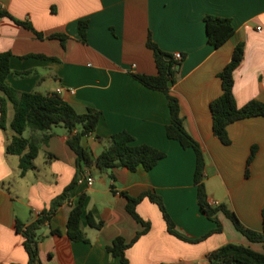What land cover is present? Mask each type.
<instances>
[{"label":"crops","instance_id":"1","mask_svg":"<svg viewBox=\"0 0 264 264\" xmlns=\"http://www.w3.org/2000/svg\"><path fill=\"white\" fill-rule=\"evenodd\" d=\"M0 10L30 22L44 36L38 38L10 17L0 16V52H11V69L35 70L25 77L8 74L7 85L17 91L57 92L78 112L87 107L99 110L95 132L82 139L93 157L105 148L108 137L119 131L129 132L133 144L151 145L165 153L150 170L142 166L135 171L84 167L69 200L58 205L39 230L42 263L121 264L106 246L116 236L130 241L142 226L127 212L126 198L120 191L131 196L145 190L158 193L176 233L187 239L169 233L158 206L144 198L136 209L150 228L126 249L129 264H211L208 253L227 243L264 253V242L250 241L222 212L216 215L220 232L191 241L216 227L197 201L195 153L166 136L169 109L164 93L131 75L156 73L152 51L146 46L148 31L162 50L186 55L171 91L178 98L185 129L203 152L208 202L225 203L245 226L261 231L264 116L228 124L229 143L224 144L213 132L210 102L222 92L218 74L238 43L244 44V55L233 73L236 102L239 106L251 99L264 102V0H0ZM206 14L229 18L234 26L233 35L219 47L207 41ZM80 19L88 20L86 43L79 40ZM52 33L67 35L65 45L47 37ZM30 53L59 61L25 57ZM6 107L4 128L0 127V264H26L16 219L28 224L49 209L74 178L76 155L66 143V129L52 128L48 142L39 150L45 157L42 164L35 163V168L20 175L19 156L6 150L14 134L10 127L13 103L7 100ZM253 145L256 153L246 174ZM81 195L84 202L79 224L89 242L71 241L67 235L69 211ZM87 212L103 222L100 229L89 227ZM53 229L60 233H51Z\"/></svg>","mask_w":264,"mask_h":264},{"label":"trees","instance_id":"2","mask_svg":"<svg viewBox=\"0 0 264 264\" xmlns=\"http://www.w3.org/2000/svg\"><path fill=\"white\" fill-rule=\"evenodd\" d=\"M0 16H8L15 23L31 30L36 37L43 38V33L37 31L30 22L17 19L7 11L0 10ZM207 34V41L214 47L221 46L234 33V26L231 19L212 14H206L203 18ZM88 20L80 19L77 23L79 40L87 42ZM48 38H57L62 46L68 38L63 33H52ZM146 46L152 51L156 67L155 74L132 73L131 75L148 88L157 89L164 93L168 109L169 123L165 127L166 136L174 139L184 148H192L195 153L194 184L197 189V201L203 214L216 223V227L205 236L191 240L196 242L206 238L213 232L221 231V224L216 215L222 212L233 224L236 230L241 232L250 241L264 242V206L261 211L262 228L261 231L253 230L245 226L237 214L225 203L213 205L208 202L205 189V158L199 143L187 132L184 127L183 118L180 114L178 98L172 93L168 81L173 83L179 78L183 66L185 54H181L180 59L174 57V53L162 50L153 40L152 34L148 31ZM244 55V44L238 43L232 52L229 61L219 72L221 78L222 92L210 102L212 115V127L216 137L222 143H229L227 135V125L236 120L251 117L264 116V102L251 99L239 106L233 94L234 77L233 73L241 63ZM10 51L0 52V127L4 128L7 112V100L13 103L14 114L10 127L14 131L7 152L19 156L20 175L35 168L34 160L42 144L48 142L51 136L50 130L54 126H62L67 131L66 143L75 153V176L51 202L49 209L40 213L28 224L16 219L15 227L23 238V247L27 254L26 264H44L39 259L38 241L40 239L39 230L50 221L51 215L58 205L69 200V192L77 183L79 173L84 167L95 166L100 171H106L113 167H124L130 171H135L139 166L145 170L152 169L157 162L165 156V153L151 145L133 144L134 137L127 131H119L110 135L105 148L95 157L82 145L85 136L95 132L100 118V111L87 107L84 112H78L73 105L64 100L57 92L43 93L41 91H17L7 85L6 77L13 74L16 77H25L35 70L17 71L10 67ZM165 56L169 58L166 59ZM25 57L44 58L51 61H59L57 57L46 56L40 53H30ZM29 131L28 135L24 132ZM100 139V137H97ZM256 153V146L251 147L250 154L246 161V174L251 161ZM49 155V154H47ZM112 178L114 176L111 175ZM111 190L115 192L113 185ZM120 194L126 198L125 208L135 221L140 223L142 228L135 236L126 241L122 236H116L111 244L106 246L107 252L113 257H119L121 264H129L125 251L142 234L150 228V223L144 220L137 212V204L144 198H148L155 203L165 220L167 231L179 238L185 239L175 231V225L170 218L161 196L152 190H145L137 196H131L124 191ZM84 196L81 195L76 204L72 205L66 222L67 235L71 241L89 242V239L80 228V216ZM86 220L91 228L100 229L103 222L96 220L90 212L86 213ZM51 233L59 234V229L51 230ZM187 240V239H185ZM211 264H264V253L253 250L248 246L237 243H227L208 253ZM180 264V263H174Z\"/></svg>","mask_w":264,"mask_h":264},{"label":"rangeland","instance_id":"3","mask_svg":"<svg viewBox=\"0 0 264 264\" xmlns=\"http://www.w3.org/2000/svg\"><path fill=\"white\" fill-rule=\"evenodd\" d=\"M56 127H59V126H54L53 129H58ZM24 135L25 136L27 135V131L24 132ZM44 159H45V157L42 155V152H39V156L35 158L34 163H36L37 165H41ZM20 182L22 183V180H20Z\"/></svg>","mask_w":264,"mask_h":264},{"label":"built area","instance_id":"4","mask_svg":"<svg viewBox=\"0 0 264 264\" xmlns=\"http://www.w3.org/2000/svg\"><path fill=\"white\" fill-rule=\"evenodd\" d=\"M174 57H175L176 59H180V58H181V53H179V52L174 53ZM70 92L72 93L73 90H70ZM91 182H92V178H91V177H88V178H87V183H88V184H91ZM216 204H217V203H216ZM216 204H215V205H216Z\"/></svg>","mask_w":264,"mask_h":264},{"label":"water","instance_id":"5","mask_svg":"<svg viewBox=\"0 0 264 264\" xmlns=\"http://www.w3.org/2000/svg\"><path fill=\"white\" fill-rule=\"evenodd\" d=\"M165 58L168 59L169 57H168V56H165ZM172 85H173V82H172L171 80H169V81H168V86H169V87H172Z\"/></svg>","mask_w":264,"mask_h":264}]
</instances>
